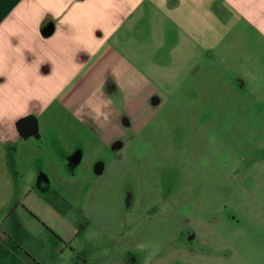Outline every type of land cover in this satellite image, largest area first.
Masks as SVG:
<instances>
[{
    "label": "crops",
    "instance_id": "crops-1",
    "mask_svg": "<svg viewBox=\"0 0 264 264\" xmlns=\"http://www.w3.org/2000/svg\"><path fill=\"white\" fill-rule=\"evenodd\" d=\"M243 88L264 90V0H0V182L23 183L0 260L25 232L22 264H260L228 229L122 228L109 206L162 116L219 120Z\"/></svg>",
    "mask_w": 264,
    "mask_h": 264
},
{
    "label": "rangeland",
    "instance_id": "rangeland-1",
    "mask_svg": "<svg viewBox=\"0 0 264 264\" xmlns=\"http://www.w3.org/2000/svg\"><path fill=\"white\" fill-rule=\"evenodd\" d=\"M240 91L238 102L226 94L224 115L219 120L209 116L210 123L204 124L192 116H162L147 137L137 140L136 165L127 172V186L110 188L109 206L117 210L114 222L119 221L122 228L171 225L192 230L204 223L211 229H228L241 236L243 250L257 256L260 264L264 261V90L256 89V94L246 88ZM1 182L0 227L12 201L10 195L23 190L18 179ZM73 189L57 187L54 191L67 194ZM79 190L83 195L93 194L91 187ZM120 191L124 197L132 194L139 198L130 206L125 203L120 211ZM134 208L140 213L135 219ZM30 231L37 233L33 228ZM28 238L23 232L21 239L8 241L18 252L14 264H22L18 259L31 240ZM38 240L43 239L36 234L34 242ZM9 261L3 259L0 264Z\"/></svg>",
    "mask_w": 264,
    "mask_h": 264
}]
</instances>
